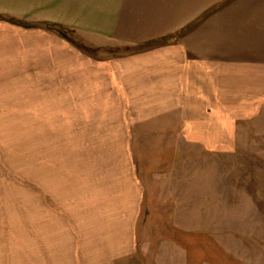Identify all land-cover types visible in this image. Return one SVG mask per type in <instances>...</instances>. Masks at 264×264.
Segmentation results:
<instances>
[{"label":"rangeland","instance_id":"1","mask_svg":"<svg viewBox=\"0 0 264 264\" xmlns=\"http://www.w3.org/2000/svg\"><path fill=\"white\" fill-rule=\"evenodd\" d=\"M16 1L0 0V264H264V126L232 150L152 149L93 76L145 47L90 45L49 20L60 0Z\"/></svg>","mask_w":264,"mask_h":264},{"label":"crops","instance_id":"2","mask_svg":"<svg viewBox=\"0 0 264 264\" xmlns=\"http://www.w3.org/2000/svg\"><path fill=\"white\" fill-rule=\"evenodd\" d=\"M49 7L50 21L90 45L145 47L96 65L93 76L111 82L127 117L159 137L160 147L152 149L179 150L184 143L226 151L236 135L246 141L249 129L261 132L264 0H60ZM14 36V57L5 60L15 65L7 70L21 72L33 51L23 50L22 28ZM79 72L82 82H91V71Z\"/></svg>","mask_w":264,"mask_h":264}]
</instances>
